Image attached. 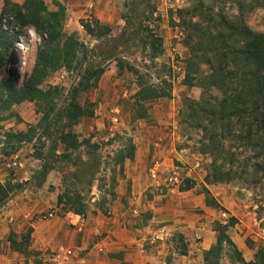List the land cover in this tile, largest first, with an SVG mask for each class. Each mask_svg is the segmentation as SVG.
I'll return each mask as SVG.
<instances>
[{"label":"rangeland","instance_id":"374dc122","mask_svg":"<svg viewBox=\"0 0 264 264\" xmlns=\"http://www.w3.org/2000/svg\"><path fill=\"white\" fill-rule=\"evenodd\" d=\"M11 1L21 4L24 0ZM42 1L45 15L56 10L57 3L63 5V33L73 35L88 48L98 46L96 54L113 51L121 58L122 68H117L114 58L100 59L105 69L97 86L82 91L77 98L82 108L93 113L82 116L72 130L79 140L89 138L97 143L102 157L91 191L85 193L86 229L79 230L77 220L70 222V211L57 204V195L64 187L61 179L76 169L73 159L49 156L51 169L43 184L37 186L43 178L32 180V175L46 159L50 140L36 135L32 141L21 143L14 154H0V182L22 184L0 206V222L8 229L7 235L0 238V264H46L53 250L60 247L75 251L68 264H77V255L87 256L91 264H203V247L215 242V223L226 222L231 216L236 222L228 233L244 259L252 260L257 247L264 245V153L259 154L260 148L251 146L253 142L236 136L221 140L225 149L222 155L213 153L208 132L197 126L188 111L190 102L201 99L199 85L209 68L202 64L187 79L189 51L185 38L187 23L199 4L229 19L240 15L252 31L259 33H264V6H252L251 0H144L149 6L140 7H136L135 0ZM125 2L130 3L129 10ZM2 6L0 0V13ZM134 12V24L125 23L123 16ZM92 17L108 24L111 33L102 39L88 35L81 21ZM192 19L196 21L197 17ZM146 26L161 39L156 55L149 45ZM8 27L14 31L18 25ZM22 31L0 69V79L10 72L17 87L27 79L40 43L32 25ZM78 79V68L60 67L44 78L40 87H58L56 102L60 106ZM139 80L165 95L140 100L136 94ZM208 93L212 97L221 95L214 87ZM143 109L145 116L140 117ZM40 115L33 101L0 111V139L8 130L25 131ZM235 130L239 132L237 127ZM130 143L135 146L134 157L119 164L118 151ZM62 150L59 144L56 153ZM37 151H42L41 157L35 155ZM78 151L83 154L84 148L74 151L72 158ZM13 159L15 167L8 163ZM156 163L159 174L152 178L150 169ZM171 170L181 175L179 185L164 181ZM206 198L214 199L217 206L207 205ZM11 201L13 204L7 206ZM33 223L50 229L47 234L54 232L45 248L33 247ZM60 228L64 235L58 236ZM109 228L115 231L109 232ZM29 229L32 231L25 251L13 250L8 237L19 240ZM165 233L171 235L166 238ZM97 244L103 247L100 253L95 251ZM219 263L238 264L227 255L221 256Z\"/></svg>","mask_w":264,"mask_h":264},{"label":"trees","instance_id":"16d2710c","mask_svg":"<svg viewBox=\"0 0 264 264\" xmlns=\"http://www.w3.org/2000/svg\"><path fill=\"white\" fill-rule=\"evenodd\" d=\"M136 7L143 4L149 6L144 0H135ZM240 4H243L240 1ZM252 6H264V0H251ZM127 10L130 3L125 2ZM42 0H24L15 3L3 0L0 13V69L15 41L23 32L22 28L32 25L40 37L37 46L33 67L24 84L17 87L12 73L0 79V111L9 109L11 105L23 101H33L38 105L39 120L34 125H29L25 131L4 132L0 139V154L7 157L16 152L20 144L32 141L36 135L51 141L47 157L41 168L32 175V180H39L36 185L43 184L46 173L51 169L49 156H58L63 159H73L75 171L63 177L64 186L57 195V204H62L66 212L85 215L87 203L85 193L91 191L92 183L100 170L102 157L98 153V144L89 138L78 139L72 126L82 116H91L93 111L82 108L77 98L82 91L97 86L100 76L104 72V65L100 59L116 61L117 68H122V60L116 57L113 51L96 54V47H86L73 35L62 32L61 18L64 11L63 5L57 3V9L47 15L43 13ZM135 14V15H134ZM133 15L123 16L125 23L136 18ZM149 14L152 11L149 10ZM197 17L196 21H192ZM134 24V21H132ZM205 23V24H204ZM4 24L7 27L4 28ZM10 24L18 25L16 30L9 29ZM85 32L95 39H102L111 33V27L102 23L98 18L92 17L81 21ZM142 26L141 24H139ZM148 33L149 45L154 50V55L160 50V38L154 30L144 27ZM187 37L185 45L189 51L187 58V79L190 74L199 71L202 64L207 65L209 72L201 79L200 87L202 96L200 101L190 102L189 114L196 119L198 127L209 134V142L213 153L222 155L224 146L221 140L227 137H239L251 142V146L259 147V154L264 153V33L252 31L243 21L242 16L229 19L222 13H214L212 9L199 4L193 10L187 23ZM65 67L79 69V79L69 92L64 104L58 106L56 99L60 90L56 86L46 89L40 87L41 82L52 71ZM133 70V67H130ZM138 75V71H135ZM137 97L140 100H152L165 95L157 87L139 80L137 82ZM212 87L221 92L220 97L209 95ZM145 116V109L139 115ZM3 117L1 116L0 119ZM235 127L239 129L236 133ZM55 129V130H54ZM245 129V134L241 131ZM66 130V131H65ZM45 142H42L44 146ZM63 146L61 153H56L58 145ZM83 147V154L74 151ZM42 151H37V157L42 156ZM135 146L130 143L127 148L118 151V162L122 164L125 159H132ZM1 162V159H0ZM221 173L219 174V176ZM21 183L7 181L0 182V206L3 205L15 190L21 189ZM189 186L185 187L188 189ZM206 204L216 205L214 199L206 198ZM236 222L234 217H229L226 222L217 221L214 226L216 232L215 242L203 251V264H220L221 256L227 255L230 260L238 264H264V245L257 247L252 260H245L236 243L228 233V228ZM21 235L17 240L8 237L13 250L23 253L30 242V232ZM186 250L183 251L185 254ZM120 264H125L123 261Z\"/></svg>","mask_w":264,"mask_h":264},{"label":"built area","instance_id":"2783aa9c","mask_svg":"<svg viewBox=\"0 0 264 264\" xmlns=\"http://www.w3.org/2000/svg\"><path fill=\"white\" fill-rule=\"evenodd\" d=\"M117 120V118H115ZM9 165L15 167L17 165L16 160H9ZM159 165L156 163L151 169H150V177L156 178L159 174ZM164 181H166L170 185H179L182 181L181 175L177 171H169L167 174L164 175ZM49 217H52V213L48 214ZM77 215V222H78V229L81 230L82 223L85 219V216L83 214H76ZM171 234L165 233L164 236L167 238ZM261 236L264 240V228L261 230ZM54 253L48 258L49 262L46 264H68L71 259L75 256V251L72 247H60L56 250H53ZM80 264H89L86 263L84 260L80 259Z\"/></svg>","mask_w":264,"mask_h":264},{"label":"crops","instance_id":"0c3cea01","mask_svg":"<svg viewBox=\"0 0 264 264\" xmlns=\"http://www.w3.org/2000/svg\"><path fill=\"white\" fill-rule=\"evenodd\" d=\"M13 202L14 201H11V202H9V204H7V206H9L11 203L13 204ZM77 213H73V212H69L67 215H68V217L69 218H71L70 219V222L71 223H75V220H77V215H76ZM22 216V215H21ZM21 216H19L18 218L19 219H21L22 217ZM67 219V218H66ZM86 221H87V219L85 218L84 219V221H83V223H82V228H85L86 229V227H85V225H86ZM88 222V221H87ZM85 224V225H84ZM84 225V226H83ZM33 232H32V234H31V236L32 237H34L35 238V240H34V244H33V247H35V248H39V249H42V248H45L46 247V244H48L50 241H49V239H50V236H51V233H54L53 231L52 232H48V234H47V231H49L50 229H45V228H41L40 227V225L38 224V223H33ZM81 228V229H82ZM7 230L8 229H6L3 225H2V222H0V238H4L6 235H7ZM98 229H96V231H97ZM109 230V232H114L115 231V229H113V231L111 230V228H109L108 229ZM67 231V230H66ZM56 234H58V236H60V235H64V232H62V229L60 228V229H58V231H57V233ZM49 241V242H48ZM204 249H208L209 248V246H206V247H203ZM95 251L97 252V253H100V252H102L103 251V247H102V245H100V244H97L96 246H95ZM184 256V255H183ZM186 257V256H185ZM187 259H188V257H186ZM80 259H82V260H84L86 263H89V264H91V261H89V259H88V257L87 256H80V255H77V257H76V262H77V264H80Z\"/></svg>","mask_w":264,"mask_h":264}]
</instances>
